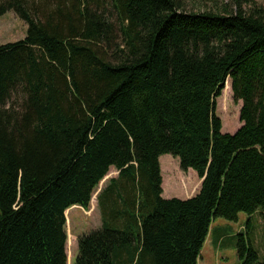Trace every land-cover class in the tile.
<instances>
[{
	"label": "trees",
	"instance_id": "trees-1",
	"mask_svg": "<svg viewBox=\"0 0 264 264\" xmlns=\"http://www.w3.org/2000/svg\"><path fill=\"white\" fill-rule=\"evenodd\" d=\"M212 2L0 0L27 27L0 46V264H67L65 212L111 169L73 264H197L213 220L264 221V0ZM165 155L201 181L191 199L162 197Z\"/></svg>",
	"mask_w": 264,
	"mask_h": 264
},
{
	"label": "rangeland",
	"instance_id": "rangeland-1",
	"mask_svg": "<svg viewBox=\"0 0 264 264\" xmlns=\"http://www.w3.org/2000/svg\"><path fill=\"white\" fill-rule=\"evenodd\" d=\"M188 11L198 12L214 6L212 0H185ZM217 6L226 4L231 7L229 0H213ZM261 1V0H250ZM27 27L24 22L18 19L13 12H8L0 16V46L17 43L26 37ZM241 102H236L231 92L230 80H227L221 96L216 100V116L221 121L222 134L233 135L241 127L240 109ZM162 164L167 160L165 173H163L162 197L164 199H176V196H182L192 189V194H197L200 189L201 181L196 174L189 170L183 172L180 170L179 161L170 155L162 156ZM117 171L111 169L95 192L90 208L84 210L74 207L65 212L66 231H67V264H73L78 254L77 240L79 237L93 232L100 224L99 211L97 209V196L99 192L107 185L108 181L116 176ZM162 176V175H161ZM163 190V189H162ZM167 194L168 198L165 197ZM248 216L240 213L237 220L228 222L222 218L212 221L211 232L207 237L205 245L199 255L197 264H264V221L255 216L250 221ZM245 242L252 241L253 249L257 251L258 259L252 262L247 261L246 255L239 258L238 242L242 239ZM215 240L217 243L212 244Z\"/></svg>",
	"mask_w": 264,
	"mask_h": 264
},
{
	"label": "crops",
	"instance_id": "crops-1",
	"mask_svg": "<svg viewBox=\"0 0 264 264\" xmlns=\"http://www.w3.org/2000/svg\"><path fill=\"white\" fill-rule=\"evenodd\" d=\"M167 160L168 159H166V161H164V164H162V158H159V165H160V170H161V177H162V180H163V173H165V168H166V162H167ZM118 176V173H116V176L114 177V178H116ZM106 179V178H105ZM113 179V178H112ZM163 189V191H165V189L164 188H162ZM200 190V189H199ZM199 190H198V192H199ZM192 189L188 192V193H186V194H184V195H182V196H176V198L177 199H180V200H188V199H191L192 197H194L195 196V194H192ZM197 192V193H198ZM165 197L166 198H168V196H167V194L165 195ZM96 206H97V209H98V205H97V203H96ZM101 228V223L98 225V227L96 228V229H93L92 231H97L98 229H100ZM91 233V232H90Z\"/></svg>",
	"mask_w": 264,
	"mask_h": 264
}]
</instances>
